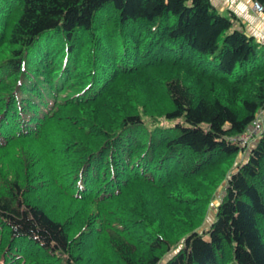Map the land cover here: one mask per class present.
I'll use <instances>...</instances> for the list:
<instances>
[{"label": "trees", "instance_id": "trees-1", "mask_svg": "<svg viewBox=\"0 0 264 264\" xmlns=\"http://www.w3.org/2000/svg\"><path fill=\"white\" fill-rule=\"evenodd\" d=\"M235 18L0 0V264H264V44Z\"/></svg>", "mask_w": 264, "mask_h": 264}, {"label": "crops", "instance_id": "crops-1", "mask_svg": "<svg viewBox=\"0 0 264 264\" xmlns=\"http://www.w3.org/2000/svg\"><path fill=\"white\" fill-rule=\"evenodd\" d=\"M253 0H211L223 14L233 13L234 24L264 44V11L257 12L252 7Z\"/></svg>", "mask_w": 264, "mask_h": 264}, {"label": "rangeland", "instance_id": "rangeland-1", "mask_svg": "<svg viewBox=\"0 0 264 264\" xmlns=\"http://www.w3.org/2000/svg\"><path fill=\"white\" fill-rule=\"evenodd\" d=\"M255 141H256V138L251 135L249 138V142L245 144L244 147H241L237 155H235L234 164H236L238 161H241L247 157L248 151L251 147L250 145L254 143ZM224 182L225 180L221 182V185H219V187L217 188V191L213 195V198H212L213 200L209 202L207 215L204 218L203 222L197 227L198 231H201L204 227H207L213 221L215 210H216V205L220 201L221 196L223 194Z\"/></svg>", "mask_w": 264, "mask_h": 264}, {"label": "built area", "instance_id": "built-area-1", "mask_svg": "<svg viewBox=\"0 0 264 264\" xmlns=\"http://www.w3.org/2000/svg\"><path fill=\"white\" fill-rule=\"evenodd\" d=\"M252 7L255 11L261 12L264 11L263 5L258 0L252 1ZM261 129V121L258 118H255L252 121V124L245 130L243 133L238 136L232 137L239 145L244 146L249 142V138L254 135Z\"/></svg>", "mask_w": 264, "mask_h": 264}]
</instances>
